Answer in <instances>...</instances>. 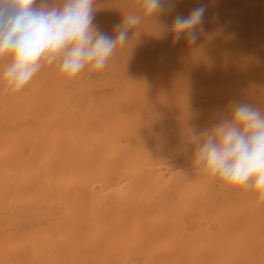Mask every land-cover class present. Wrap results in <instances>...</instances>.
Listing matches in <instances>:
<instances>
[{
    "label": "bare ground",
    "instance_id": "6f19581e",
    "mask_svg": "<svg viewBox=\"0 0 264 264\" xmlns=\"http://www.w3.org/2000/svg\"><path fill=\"white\" fill-rule=\"evenodd\" d=\"M175 4L91 78L45 66L15 95L0 83V264H264V206L185 150L234 103L264 112V0ZM200 5L196 44L174 42ZM134 6L96 0L94 23L114 35Z\"/></svg>",
    "mask_w": 264,
    "mask_h": 264
},
{
    "label": "clouds",
    "instance_id": "9594fccd",
    "mask_svg": "<svg viewBox=\"0 0 264 264\" xmlns=\"http://www.w3.org/2000/svg\"><path fill=\"white\" fill-rule=\"evenodd\" d=\"M96 0H0V83L15 95L45 66L55 67L62 81L87 69L91 78L103 70L118 47L129 43V31L145 20L171 13L175 0H135L114 25V35L95 21ZM206 7L187 16L177 14L171 25L174 42L181 37L196 44L203 31ZM168 26L163 25L166 34ZM135 32L134 35H138ZM192 165L221 190H243L264 206V112L250 103L232 106L230 118L202 130L188 129Z\"/></svg>",
    "mask_w": 264,
    "mask_h": 264
}]
</instances>
